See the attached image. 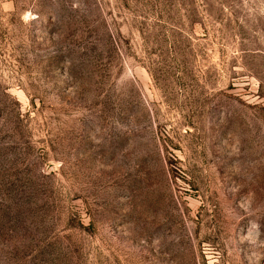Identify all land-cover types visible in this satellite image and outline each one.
Segmentation results:
<instances>
[{
  "label": "rangeland",
  "instance_id": "1",
  "mask_svg": "<svg viewBox=\"0 0 264 264\" xmlns=\"http://www.w3.org/2000/svg\"><path fill=\"white\" fill-rule=\"evenodd\" d=\"M0 264H264V0H0Z\"/></svg>",
  "mask_w": 264,
  "mask_h": 264
}]
</instances>
